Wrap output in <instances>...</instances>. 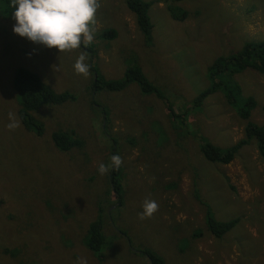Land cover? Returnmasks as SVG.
Segmentation results:
<instances>
[{"label": "rangeland", "instance_id": "1", "mask_svg": "<svg viewBox=\"0 0 264 264\" xmlns=\"http://www.w3.org/2000/svg\"><path fill=\"white\" fill-rule=\"evenodd\" d=\"M168 3L186 18L173 19L155 0L148 42L124 0H100L92 43L59 52L14 33V9L0 0V264H74L80 257L87 264H152L146 253L162 264H264V160L255 140L227 164L199 151L205 142L226 148L243 137L246 120L237 109L249 95L256 100L249 119L264 126V75L234 74L241 93L232 105L218 91L192 106L209 85L214 59L264 39V0ZM106 29L114 38L100 37ZM81 54L90 66L87 78L73 68ZM135 63L160 98L136 82L118 92L94 90L95 72L119 79ZM20 68L71 95L29 114L40 135L21 123L7 128L9 112L18 118L13 79ZM57 131L76 145L59 149L52 139ZM113 155L123 164L100 175L98 166ZM145 199L159 210L141 220ZM206 208L215 220H240L213 236ZM93 224L105 238L98 252L85 243Z\"/></svg>", "mask_w": 264, "mask_h": 264}, {"label": "trees", "instance_id": "2", "mask_svg": "<svg viewBox=\"0 0 264 264\" xmlns=\"http://www.w3.org/2000/svg\"><path fill=\"white\" fill-rule=\"evenodd\" d=\"M160 1V0H159ZM166 4L167 10L173 19L183 20L187 16L184 10L179 13L174 7L168 3L169 0H161ZM181 1V0H172ZM127 9H129L136 19V23L148 42L151 39L152 23L149 19L148 9L155 0H124ZM115 33L112 29L103 30L100 32V37L114 38ZM83 46V43H82ZM83 48H86L83 46ZM93 54V52H92ZM217 58V57H216ZM253 70L264 75V39L260 41H247L240 49L232 52L229 56H218L207 67L206 77L209 82L207 88L201 90L192 100V106L202 105L207 96L214 92L221 91L229 104H233L236 97L241 93V87L232 81V76L236 73H241L245 70ZM124 74L119 79H100L99 73L95 72L96 76L93 81L94 90L105 89L111 92L121 91L127 84L136 82L140 89L146 93H153L160 98L159 89L153 85L143 74L141 68L135 63L134 65L125 67ZM226 75L228 79L221 78ZM13 87L19 96L18 118L25 129L35 126L36 134H41V126L37 122H32L30 113L36 111L45 103H61L71 97L66 92H56L47 85L35 72L20 68L15 72L13 79ZM167 109L172 112L171 107L167 104ZM256 106V100L253 96L244 98L243 106L237 109L238 117L246 120L243 128V137L238 139L229 147L222 148L211 142H205L199 147L201 154L208 160L227 164L233 160L235 154L243 146L250 141L255 140L257 151L264 160V126L249 119L251 111ZM175 114L172 112V118ZM54 144L62 150H68L76 145V141L71 139L67 132L57 131L52 134ZM116 171V170H115ZM114 179L113 173L111 174ZM113 189L117 192V187L113 181ZM240 218H234L229 221L215 220L210 211L205 209V225L213 236L220 237L227 231L233 228ZM105 241L104 235L101 233L99 225H91L85 243L88 248L95 252L103 246ZM151 259L152 264H162V261L156 255L146 253Z\"/></svg>", "mask_w": 264, "mask_h": 264}, {"label": "clouds", "instance_id": "3", "mask_svg": "<svg viewBox=\"0 0 264 264\" xmlns=\"http://www.w3.org/2000/svg\"><path fill=\"white\" fill-rule=\"evenodd\" d=\"M12 13L16 23L14 33L29 41L47 48H56L59 52H70L90 45L94 39L96 12L101 7L100 0H10ZM87 57L81 54L73 68L76 74L87 78L90 66ZM11 121L7 128L15 130L20 126L17 115L8 114ZM123 164L119 155H113L108 165L98 166L100 175L109 174L110 170H118ZM142 211L138 213L141 220L151 218L158 210L155 200L145 199ZM74 264H87L83 257L77 258Z\"/></svg>", "mask_w": 264, "mask_h": 264}]
</instances>
